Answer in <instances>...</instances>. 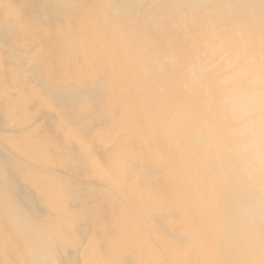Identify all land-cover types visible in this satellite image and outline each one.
<instances>
[{
    "label": "bare ground",
    "instance_id": "1",
    "mask_svg": "<svg viewBox=\"0 0 264 264\" xmlns=\"http://www.w3.org/2000/svg\"><path fill=\"white\" fill-rule=\"evenodd\" d=\"M0 264H264V0H0Z\"/></svg>",
    "mask_w": 264,
    "mask_h": 264
}]
</instances>
